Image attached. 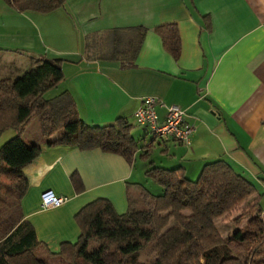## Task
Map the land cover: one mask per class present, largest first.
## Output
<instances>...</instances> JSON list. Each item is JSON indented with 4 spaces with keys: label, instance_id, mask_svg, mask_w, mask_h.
Here are the masks:
<instances>
[{
    "label": "crops",
    "instance_id": "crops-1",
    "mask_svg": "<svg viewBox=\"0 0 264 264\" xmlns=\"http://www.w3.org/2000/svg\"><path fill=\"white\" fill-rule=\"evenodd\" d=\"M168 22L178 33L175 57L155 30ZM30 56L60 59L63 77L49 96L67 90L86 123L119 115L134 126L141 98L154 95L159 120L173 103L192 126L188 144L138 141L130 132L137 139L130 160L98 147L26 141L41 148L23 167L28 184L19 209L48 249L76 238L74 213L94 198L123 212L126 191L143 185L150 164L180 165L194 178L205 161L222 158L254 184L264 218V0H64L48 12L16 11L0 0V77L21 74ZM45 189L65 200L40 207Z\"/></svg>",
    "mask_w": 264,
    "mask_h": 264
},
{
    "label": "trees",
    "instance_id": "trees-1",
    "mask_svg": "<svg viewBox=\"0 0 264 264\" xmlns=\"http://www.w3.org/2000/svg\"><path fill=\"white\" fill-rule=\"evenodd\" d=\"M3 1L16 11L48 12L64 0ZM155 30L163 47L177 56L175 24H159ZM62 77L60 59L42 56H30L21 74L0 77V132L8 127L16 131L0 144V264H51L52 258L59 264H264V218L256 188L222 158L205 161L194 178L180 165L150 164L144 173L160 185L159 192L135 183V192L126 191L123 212L107 198H94L74 213V240L60 241L56 250L37 240L19 209L28 184L23 167L41 148L21 137L33 117L42 135L57 133L46 144L98 147L127 160L137 147L130 133L133 123L125 117L86 123L67 90L42 95ZM148 154L147 148L141 156ZM70 179L77 189V174ZM146 247L151 256L141 261L137 254Z\"/></svg>",
    "mask_w": 264,
    "mask_h": 264
},
{
    "label": "built area",
    "instance_id": "built-area-1",
    "mask_svg": "<svg viewBox=\"0 0 264 264\" xmlns=\"http://www.w3.org/2000/svg\"><path fill=\"white\" fill-rule=\"evenodd\" d=\"M160 103L154 95H145L133 111V120L150 132L152 137H170L183 144L190 142L192 126L183 121V109L176 104H165L162 120L158 119L155 106ZM65 200V196L50 189L40 192L39 206L47 208L56 206Z\"/></svg>",
    "mask_w": 264,
    "mask_h": 264
},
{
    "label": "rangeland",
    "instance_id": "rangeland-1",
    "mask_svg": "<svg viewBox=\"0 0 264 264\" xmlns=\"http://www.w3.org/2000/svg\"><path fill=\"white\" fill-rule=\"evenodd\" d=\"M50 90V91H49ZM48 91H44L43 95L44 96H49L51 94V92H53V87L51 89H49ZM135 125L133 126V128H131L130 132L134 135H136L137 137H139L138 141H142L144 138V140H149L150 139V132L149 131H145L139 124L134 123ZM11 132V133H10ZM15 129L12 127H8L6 129H4L3 131L0 132V144L7 139L8 137H10L11 135H13L15 133ZM57 133L45 136L42 135L39 132L38 129V124H37V118L33 117L28 125L26 126L25 130L23 131V133H21V137L24 138L25 141H35L38 138H45V139H49L52 138L56 135ZM143 136V137H142ZM34 139V140H33ZM154 143H156L158 141L157 138L152 140ZM146 148L143 147V149H141L140 154L145 150ZM143 185L145 187H147V189H149L150 191H152L153 193H157L160 191L161 187L160 185H158L157 183H155L151 178L149 177H145V181L143 182ZM1 209H3L2 207V201L0 199V219L4 216V214L2 213ZM245 220H241L240 224H243ZM222 232V231H221ZM223 233V232H222ZM151 256V251L146 247L144 249H142L141 251L138 252L137 254V258L141 261H147L149 259V257ZM51 264H59L58 260L56 258H52L51 259Z\"/></svg>",
    "mask_w": 264,
    "mask_h": 264
}]
</instances>
